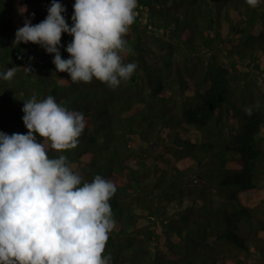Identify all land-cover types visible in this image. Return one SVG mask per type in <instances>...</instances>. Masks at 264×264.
<instances>
[{
    "label": "trees",
    "instance_id": "trees-1",
    "mask_svg": "<svg viewBox=\"0 0 264 264\" xmlns=\"http://www.w3.org/2000/svg\"><path fill=\"white\" fill-rule=\"evenodd\" d=\"M51 2L0 0V73L16 68L10 81L0 77V132L27 134L22 108L32 97L52 95L83 113L74 149L38 141L50 158L65 155L83 181L101 175L115 184L104 253L111 264H264V0L255 8L246 0H137L124 61L137 68L115 89L95 78L74 83L56 70L54 54L14 44L16 30L43 21ZM59 2L71 26L75 0ZM72 39L62 34V58ZM221 145L226 152H215ZM165 153L177 159L172 168Z\"/></svg>",
    "mask_w": 264,
    "mask_h": 264
},
{
    "label": "clouds",
    "instance_id": "clouds-1",
    "mask_svg": "<svg viewBox=\"0 0 264 264\" xmlns=\"http://www.w3.org/2000/svg\"><path fill=\"white\" fill-rule=\"evenodd\" d=\"M246 3L255 8L260 0ZM136 8L137 0H75L70 26L64 5L52 0L43 21L26 19L16 30L14 44L31 42L54 54L56 70L74 83L95 78L115 89L137 68L124 62L132 52L125 36ZM63 33L73 37L67 59L60 53ZM15 73L12 67L0 77L10 81ZM22 111L27 134L0 132V264H111L104 253L115 228L109 203L115 184L101 175L83 181L65 155L50 158L38 141L58 152L74 149L86 127L83 113L52 95L32 97Z\"/></svg>",
    "mask_w": 264,
    "mask_h": 264
},
{
    "label": "rangeland",
    "instance_id": "rangeland-1",
    "mask_svg": "<svg viewBox=\"0 0 264 264\" xmlns=\"http://www.w3.org/2000/svg\"><path fill=\"white\" fill-rule=\"evenodd\" d=\"M219 60L224 61V56H223L222 52H220V54H219ZM197 63L199 65H202V62L200 60H198ZM254 92H257L256 88H254ZM219 127H220V131H221V139H223V143L231 142L232 141L231 140L232 139V134L230 135V130H229L228 124H224V125H221ZM166 133H167V130L166 131L162 130L161 134H166ZM207 134H208V132H207ZM209 136H210L211 139L213 138L212 140H215V139L217 140L215 134L209 133ZM201 138L207 139L209 137L205 136V137H201ZM172 149H173L172 147L170 149H168V150L166 149L165 152H169V150H172ZM214 151L215 152H226L222 145L220 147L219 146L216 147ZM165 156H166V159H167L166 163L168 164V168H170V167L172 168L174 166V164L176 163L177 159L171 153H165ZM206 162H207L206 160H201V161H199L197 164H195L193 166V170L197 172L198 176H199L198 172L202 169V167H205L207 165ZM191 171H187V172H189V174H190ZM172 172H174L173 169H171V173ZM171 177H172V179L174 178L173 176H171ZM261 206L264 208V204H261ZM263 218H264V216H263ZM259 233H260V235H262L264 237V231H260Z\"/></svg>",
    "mask_w": 264,
    "mask_h": 264
}]
</instances>
